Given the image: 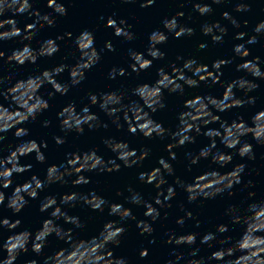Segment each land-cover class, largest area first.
I'll use <instances>...</instances> for the list:
<instances>
[{
  "label": "clouds",
  "instance_id": "1",
  "mask_svg": "<svg viewBox=\"0 0 264 264\" xmlns=\"http://www.w3.org/2000/svg\"><path fill=\"white\" fill-rule=\"evenodd\" d=\"M125 3H133L135 0H123ZM226 0H212L214 4H221ZM154 0H144L141 7H149ZM47 7L59 16L67 15V8L58 0H47ZM193 9L200 15H207L213 12L207 3L195 2ZM250 5L245 0H240L234 8L235 12H248ZM29 14L35 17L33 23H28L22 30L17 26L18 21L15 17ZM223 18L228 20L235 28L239 29L241 23L231 14L224 12ZM183 12H177L170 19L163 20V28L167 33H171L173 38L191 37L194 29L186 27L178 22V17H183ZM56 17L50 13L41 14L38 9H33L30 0H0V41L12 40L19 37L21 42L32 41L37 33L45 25L52 27ZM247 26V21H244ZM107 27L114 30V35L123 37L126 41L135 38L134 33L128 30L131 26L121 19L117 22L109 17L106 22ZM227 28L218 21L205 23L201 32L204 36H210L213 43L223 44ZM254 35L248 37V44L258 42V37L264 35V21L259 22L253 29ZM218 33V34H217ZM246 32L240 31L235 35V39L243 40ZM67 36L72 38V33H65L64 36H57L55 39L48 38L40 43L39 48L34 49L31 43H23L21 48L14 49L10 55L6 56L0 50V61L3 64L22 67L25 64L35 65L42 57L51 58L60 51L57 40H63ZM168 35L164 31L155 30L148 37L146 58L144 53L129 49V64L131 72L125 68L113 67L109 73V79H116L118 76H129L135 73L139 76L142 71L153 67V61L164 60L165 53L157 45L167 43ZM79 56L76 63L69 65L66 63L58 64L50 69H44L38 74L28 75L26 78L17 79L12 83L11 74H2V64H0V206L9 209L13 215L29 205L30 200L39 199V193L53 184L68 185L79 187L91 182L90 177L84 173L95 172L112 173L119 172L121 167L133 168L141 167L150 150L143 147L139 150L130 147L129 142L118 140L115 137L103 139L104 146L114 154L113 157L105 158L98 154L96 148L85 152H70L66 154L65 161L59 165H50L46 169L43 179L37 175H32L23 184L16 185L11 195L6 197L3 189H8L13 184L14 174H23L31 171L32 164H21V158L34 155L35 161L40 164L46 163V156L42 149H47V141L37 142L35 139L24 140L30 135V130L22 125L35 122L40 114L47 111L51 105L50 100L56 94L66 96L70 88H74L86 79V73L101 60V54L95 46V37L91 31L84 30L73 41ZM207 47L205 43H199L198 49L203 50ZM104 48L114 51L110 41L105 42ZM103 51V50H101ZM235 56L240 57L241 63L236 64L237 72H244L251 75L254 79L240 76L231 81L222 82V68L233 62V59H217L211 65V70L206 64L199 63L196 58L184 59L177 56L176 61L183 60L182 65L178 66L176 61L169 62L167 67L156 69L157 79L153 83H140L132 89L114 90L110 92L89 93L87 96L88 104L77 111L75 101L69 102L57 112L59 129L63 136H53L56 145L66 143V138L71 133L83 135L85 127L94 131L100 128L107 129L109 124L91 111L93 106H98L110 120L117 130L123 129L127 125V131L133 136L138 133L148 140L169 139L171 142L165 146V151L169 153L168 158L160 157L157 161L158 167L149 171H142L138 174V180L145 184L153 185L157 190L152 202L145 200L141 194L131 186L127 188L129 196L125 197L127 203L143 206L144 216L151 222H156L161 217V209L171 208V201L177 196L176 187L178 186L186 193L188 203H195L198 200H212L217 196L227 192L228 196L234 195L232 191L236 185L242 183L246 165L237 163L232 170L222 173L221 168H226L233 162L234 156L241 159L255 160L256 155L253 145L244 137L251 135L256 144L264 146V109L254 112L249 120H245L243 115L237 114L235 119L230 122L222 119L220 113L230 112L232 109L255 107L256 97L249 95L259 88L255 80H264V70L260 67V58L254 57L251 61L244 58L250 55V50L245 44H237L232 49ZM67 59V57H64ZM65 71L69 74L67 82H60L57 76ZM191 73V75H189ZM211 88L216 84H221L224 91L221 96L216 97L211 94L195 95L185 99L183 110L177 114L175 129L165 128L162 123L153 119V114L166 107L165 92L168 94L185 95L187 88H199L201 84ZM8 85V86H6ZM50 86L51 90L41 94V89ZM237 92H242V96H237ZM7 101V104H5ZM218 124V128H210L209 125ZM51 121L45 119L42 127H49ZM13 136L20 142L15 146L8 143L5 146L7 133L12 131ZM208 138L209 143L200 148L198 152L185 151L184 156L187 160L186 170L192 172L193 166L198 165L201 160H209V168L198 175H194L191 182L181 179L175 175V169L171 161L177 160V153L174 149L186 148L187 145L195 144L197 136ZM217 141L223 146V151L218 147ZM5 149L8 154L4 155ZM119 161V162H118ZM216 165L217 167H212ZM175 177L174 184H169L167 177ZM69 177L75 179L69 180ZM167 185L165 188L164 186ZM245 188L253 187L251 180L244 184ZM117 196H122L123 192L117 190ZM254 191L247 192V199L250 201L246 206L229 204L225 210V215L229 217L228 223L216 225L215 232L209 231L200 236V244L213 247V242L220 245L208 257H197L199 248H193L188 256L191 257L184 261V264H210L211 261L223 262V264H264V198L255 199ZM5 200L7 203L5 204ZM78 205L87 206L92 211L103 213L108 210L109 216L118 217V220H108L104 223L98 234L84 238L75 232V229H83L84 222L79 216L70 215L62 206L76 208ZM158 206V207H157ZM51 209V211H49ZM180 210L184 211V216L177 217L176 223L181 227L186 220H195L197 227L200 221L196 220L191 211H187L184 205H180ZM39 212L48 213V217L42 220L41 226L35 232L28 229L16 232L20 228V219L10 220L4 217L0 219V229H7L12 234L6 239L0 240V255L6 252V256L0 259V264H15L18 256L31 251L37 256L41 255L44 248L49 243L48 238L54 235L58 240L64 241L68 247L61 248L52 255L47 256L44 264H128L123 257H116L113 249L121 244V237L126 232L125 222L128 220L136 221L140 235L151 236L154 232L152 223L149 220H137L132 209L124 207L123 204L109 202L105 197L97 194L94 190L88 192H71L60 196L59 201L55 195H47L40 201ZM167 218V213L164 214ZM72 225L65 229L57 221ZM232 226H240L239 238L234 239L231 235H225L233 231ZM166 244L181 245L192 248L197 243V233H187L177 236L175 233L167 234ZM2 236V233H0ZM150 240L149 243H154ZM109 245L112 247L110 248ZM226 245V247H225ZM239 253V255H237ZM175 259L167 260L166 264H178L184 259V254L175 249L170 254ZM141 259L148 256V250L141 249L139 252ZM26 264H37L35 259L29 260Z\"/></svg>",
  "mask_w": 264,
  "mask_h": 264
}]
</instances>
